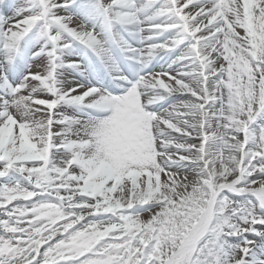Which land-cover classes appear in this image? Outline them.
I'll return each mask as SVG.
<instances>
[{"label": "snow or ice", "instance_id": "snow-or-ice-1", "mask_svg": "<svg viewBox=\"0 0 264 264\" xmlns=\"http://www.w3.org/2000/svg\"><path fill=\"white\" fill-rule=\"evenodd\" d=\"M0 264H264V0H0Z\"/></svg>", "mask_w": 264, "mask_h": 264}]
</instances>
